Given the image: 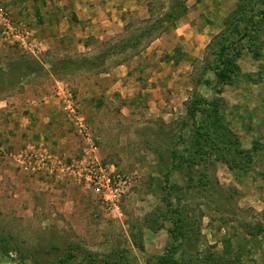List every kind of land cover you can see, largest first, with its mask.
Returning a JSON list of instances; mask_svg holds the SVG:
<instances>
[{"label": "rangeland", "instance_id": "1", "mask_svg": "<svg viewBox=\"0 0 264 264\" xmlns=\"http://www.w3.org/2000/svg\"><path fill=\"white\" fill-rule=\"evenodd\" d=\"M113 1L116 11L108 9ZM169 3L0 0L13 29L0 23V65L16 74V64L27 58L39 63L26 75L9 76L8 86L0 84V243H9L0 264H11L15 249L49 246L55 235L101 256L125 249L130 264H156L171 245L166 227L172 215L156 231L144 219L156 205H179L173 197L166 198L173 206L165 205L162 174L168 145L180 134L175 148L182 167L197 144L206 143L202 151L217 157L215 178L234 215L215 210L193 190L185 193L180 207L189 217L190 242H182L174 258L178 264H264V19L233 45L227 78L218 82L208 68L211 44L247 1L186 0L183 14L158 26ZM106 17L114 18L112 26L103 24ZM82 58L94 66L77 65ZM61 61L67 65L61 68ZM61 88L75 99L99 161L130 179L113 212L70 170L31 173L16 166L13 155L30 146L45 150L53 166L84 155L57 94ZM194 95L208 103L191 131L182 124ZM195 131L209 132L213 142ZM215 132L221 136L216 142ZM232 140L248 166L229 155ZM169 178L184 185L180 169Z\"/></svg>", "mask_w": 264, "mask_h": 264}, {"label": "trees", "instance_id": "2", "mask_svg": "<svg viewBox=\"0 0 264 264\" xmlns=\"http://www.w3.org/2000/svg\"><path fill=\"white\" fill-rule=\"evenodd\" d=\"M185 1L186 0H170L168 10L162 17L155 21L158 23V26L172 20L174 21L177 17L183 14L186 10ZM246 1L247 5H245L243 12L238 14L211 44V49H213L210 53L211 62H209L208 68H212L218 82H224L227 78L230 70V59L227 56H229L230 51L233 50V45L245 38L249 30H256L255 28L259 27L260 22L264 19V0ZM258 6H261V8L258 9ZM36 63L39 64L38 61L32 58H27L26 60L19 62L16 64L18 69L16 74L13 73L14 69L11 68V66L2 67L0 65V84L8 86L10 83L6 82V80L9 76L14 75L20 77L21 75H26L36 69ZM76 64L82 66L87 64L90 67L94 66V63L86 58L76 61ZM66 65L67 61H61V68ZM207 103L206 99L195 95L188 101L186 105V121L182 124L185 126L184 128L192 131L194 127L193 122L196 120L197 112L201 111L202 108H204L202 105H206ZM188 127H190V129ZM196 133L198 135H204L203 142H213V140H210L208 137V135H211L209 132ZM215 134L216 135L213 136H215L214 141L216 142L221 139V136L216 132ZM171 138L172 137H170V139ZM182 140L183 137L180 134L177 139H174L173 142L169 143L167 155L169 160L168 170L162 174L163 190L165 194L163 200L165 201V205L173 206L171 201L166 200V198L173 197L179 202V205L176 203V207H179L165 209L162 205H156L153 211H151V213L144 219L145 226L150 230L156 231L164 228V221L168 220L170 215H172L171 220L169 221L171 222V225L166 227V231L171 240V245H168L165 248V253L158 257L156 264H172V262L178 264V259L174 258V256L179 254L180 250H182V242H190L189 227L187 223L189 217L184 215V210L180 207V201L183 200L185 193L193 190L205 199V201L215 210H228V214L231 213L234 215V211H229L228 206H226L228 203L225 200L229 198H226L220 192L215 178L214 169L217 157L202 151V148L205 147L206 143H203L202 145L197 144L194 149L188 153L187 158L189 161L184 167H182V159L184 158L180 156L177 148H175L176 142H181ZM237 144V141L234 140L228 142L226 145L228 153L237 162L242 163L244 166H248L250 161L241 157L242 151L237 147ZM177 169H180L182 172L184 179L183 186H177L170 181V173ZM260 174L264 176L263 172H260ZM132 242L139 250H144L141 239L136 240L133 235ZM8 244L9 243H0V254H7ZM15 250L18 252L14 259L11 260L8 256L11 264H130L127 256L128 252L125 249L122 253H117L116 255L109 253L101 256L97 253L89 252L77 244L65 241L56 235L53 239V243L49 246L33 247L27 250Z\"/></svg>", "mask_w": 264, "mask_h": 264}, {"label": "built area", "instance_id": "3", "mask_svg": "<svg viewBox=\"0 0 264 264\" xmlns=\"http://www.w3.org/2000/svg\"><path fill=\"white\" fill-rule=\"evenodd\" d=\"M0 23L5 29L13 30L6 13L2 9H0ZM17 32L12 33V38L18 35ZM26 42V40H22L24 47H26ZM57 94L61 97V104L67 115L76 124L84 155L75 164L68 165L59 161L56 166H53L51 164V156L45 150H36V147L30 146L13 155L16 166L31 173L38 171L54 173V170L56 169L57 171L59 168L61 170H70L75 181L89 187L94 195L98 197L102 207L107 211L113 212L117 209L121 192H123L127 181H130V179L119 175L112 166L103 165L99 161L93 135L81 116L75 99L70 93L62 91V88Z\"/></svg>", "mask_w": 264, "mask_h": 264}, {"label": "crops", "instance_id": "4", "mask_svg": "<svg viewBox=\"0 0 264 264\" xmlns=\"http://www.w3.org/2000/svg\"><path fill=\"white\" fill-rule=\"evenodd\" d=\"M90 2H91V1H90ZM114 2H115V1H113V3H110V2H109V7H108V9H110L111 11H112V10H113V11H116V9H117V8L115 7V5H113ZM92 4H93V3H90V6H91V7H93ZM105 7H106L105 5L99 7L98 4H95V7H94V8H95V9H97V8H103V9H105ZM92 10H93V8H92ZM113 23H114V18H110V19H109V18H107V17H106V20L103 22V24H104V25H107V26H112ZM97 25H99V24H97Z\"/></svg>", "mask_w": 264, "mask_h": 264}]
</instances>
